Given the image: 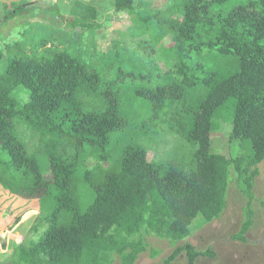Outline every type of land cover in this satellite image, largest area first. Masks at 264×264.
Returning a JSON list of instances; mask_svg holds the SVG:
<instances>
[{
    "label": "trees",
    "instance_id": "obj_1",
    "mask_svg": "<svg viewBox=\"0 0 264 264\" xmlns=\"http://www.w3.org/2000/svg\"><path fill=\"white\" fill-rule=\"evenodd\" d=\"M172 1L165 11L147 3L136 6V0H114L113 5L116 13L135 16L138 36L156 27L155 46L169 40L153 51L163 67L152 57L123 55L129 68L120 64L116 77L108 79L72 47L52 43L55 39L51 45L48 39L7 49L8 66L0 74V184L14 196L38 202L46 227L37 242L17 249L12 264H105L110 253L120 264H136L146 248L130 239L142 229L183 240L198 216L208 222L221 218L233 172L249 200L246 220L234 238L247 241L256 179L264 176V0ZM55 7L48 2L20 5L0 18V28L27 9ZM74 8L82 16L72 28L92 30L96 10L82 3ZM73 40L77 43L79 35ZM4 58L0 47V61ZM121 80L129 88L125 97ZM19 88L27 91L28 103L14 96ZM138 99L153 106L145 138L174 111L172 128L189 145L188 155L150 163L143 144L128 145L118 159H110L114 135L129 123L125 103L130 118L138 119ZM224 119L231 121L232 137L241 144L233 158L212 152L211 135ZM17 123L40 133L52 181L45 180L38 157L17 136ZM86 149L110 163L105 175L83 169ZM79 181L91 190L85 209L75 192ZM182 253L188 264L215 256L187 243L164 264Z\"/></svg>",
    "mask_w": 264,
    "mask_h": 264
},
{
    "label": "rangeland",
    "instance_id": "obj_2",
    "mask_svg": "<svg viewBox=\"0 0 264 264\" xmlns=\"http://www.w3.org/2000/svg\"><path fill=\"white\" fill-rule=\"evenodd\" d=\"M235 1L232 0L231 4ZM76 3L88 5L96 10V22H93L92 30L79 27L75 31L72 28L73 22L82 16L80 10L77 12L74 8ZM140 3L150 4L153 10L158 11H165L173 5L172 0H136L135 2L136 6ZM113 5L114 0H63L58 6H54L55 9L38 8L33 13L24 12L14 20L3 24L0 28L2 37L0 47L5 58L0 61V74L4 73L8 66V48L31 46L32 43H40L48 39H50V45L51 39H55L56 41L53 40L52 43L55 42L60 47H72L90 67L98 70L108 79L116 77V67L120 64L125 65L127 67L125 69L129 68L130 63L128 64L127 60L122 62L123 55H129V59L134 57L156 59L153 51L161 50L163 46L169 44V40L164 39L155 46L156 27L152 28L151 33L138 36L135 30V16L116 13ZM14 8L12 6L9 10ZM4 13L5 8L0 11L2 20ZM89 15H92V12L86 13V16ZM74 35H79L77 43L73 40ZM158 63L160 67H163V60H159ZM120 85L123 86L122 93L125 97L129 88L124 86L122 80ZM14 96L22 104L29 102V95L24 88L17 89ZM125 104L124 115L129 116V123L123 131L114 135L109 150L110 159H118L128 145L148 146L150 163H166L185 153L187 155L190 153L189 145L172 128L174 111L168 121L160 124L163 127L153 129L155 133L145 138L147 123L149 124L154 114L153 106L145 99H138L134 106L138 119H132L130 118L132 110L130 111L127 102ZM176 110L177 113H181L180 107ZM232 128L229 119L220 120L218 128L211 135L213 153L233 158L241 152L240 142L232 137ZM16 133L25 144L27 152L38 157L45 180L52 181L53 175L48 158L44 153L40 133L23 123L16 124ZM82 157L84 159L83 169L93 171L94 175H105L110 170V163L101 162L91 149H86ZM260 169L263 171V165ZM81 179H83V173L78 176V180ZM75 192L82 208H87L91 198L90 188L84 185L83 181H79L76 183ZM248 203L249 200L242 191L241 180L233 172L227 209L221 218L208 222L202 216H198L190 228V235L183 240L159 237L145 228L142 229L139 234L130 239L141 241L146 248L136 264H164L176 248L187 243L194 246L200 253L210 250L215 255L214 257L201 256L196 264H264L263 175L256 179L254 188V201L251 205L254 211L253 226L246 235L247 241L242 242L234 236L239 234L246 220L245 212ZM38 207V202L21 199L0 188V264H12V257L20 246L29 247L43 236L46 227L41 223ZM105 264H120L119 257L115 253H110ZM172 264H188L186 254L182 253Z\"/></svg>",
    "mask_w": 264,
    "mask_h": 264
},
{
    "label": "crops",
    "instance_id": "obj_3",
    "mask_svg": "<svg viewBox=\"0 0 264 264\" xmlns=\"http://www.w3.org/2000/svg\"><path fill=\"white\" fill-rule=\"evenodd\" d=\"M60 1H63V0H0V11H2L5 8V13H4V15H5L9 11H14L20 5L28 6V5H32L34 3H38V2H43V3H47L48 2L52 6H58ZM12 6L15 7V8L9 10ZM34 11H36V9H34V10H28L27 9L25 12L33 13ZM0 188L2 190H4L3 187L1 186V184H0Z\"/></svg>",
    "mask_w": 264,
    "mask_h": 264
}]
</instances>
